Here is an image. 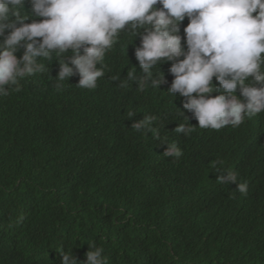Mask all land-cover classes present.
I'll list each match as a JSON object with an SVG mask.
<instances>
[{"label": "trees", "instance_id": "1", "mask_svg": "<svg viewBox=\"0 0 264 264\" xmlns=\"http://www.w3.org/2000/svg\"><path fill=\"white\" fill-rule=\"evenodd\" d=\"M131 41L121 33L94 89L78 87V74L58 81L54 53L19 92L0 96V264H61L60 252L72 251L83 262L89 244L107 264H264V112L238 127L198 128L184 98L167 93L172 62L152 70L167 81L159 89L120 88L128 72L143 75L140 34ZM145 115L158 117L154 127L181 158L132 128ZM178 124L197 128L186 136ZM217 159L247 182L246 195L216 181Z\"/></svg>", "mask_w": 264, "mask_h": 264}, {"label": "clouds", "instance_id": "2", "mask_svg": "<svg viewBox=\"0 0 264 264\" xmlns=\"http://www.w3.org/2000/svg\"><path fill=\"white\" fill-rule=\"evenodd\" d=\"M26 3L31 4V16ZM186 17L182 44L180 24ZM122 32L131 34L129 44L140 34L135 57L143 75L128 72L126 80H119L120 88L133 81L139 91L159 89L167 81L163 72L154 76L152 70L172 62L168 71L174 79L167 93L184 98L183 108L198 120V128L238 127L246 117L264 112V0H0V96L19 92L21 79L43 72L40 61L52 60L54 53L58 81L78 74V87L96 88L104 76L105 55ZM21 45L24 51L18 58ZM213 77L221 87L213 84ZM56 88L60 91L62 85ZM157 119L145 115L132 128L167 144L163 156L178 160L183 151L161 138L154 127ZM196 128L178 124L174 131L187 136ZM224 163L210 161L209 168L220 173L216 181L235 184L236 191L246 195L247 182H239ZM89 246L86 261H78L73 251L60 252L61 264H107L103 248Z\"/></svg>", "mask_w": 264, "mask_h": 264}, {"label": "bare ground", "instance_id": "3", "mask_svg": "<svg viewBox=\"0 0 264 264\" xmlns=\"http://www.w3.org/2000/svg\"><path fill=\"white\" fill-rule=\"evenodd\" d=\"M29 14V13H28ZM29 23V22H28ZM116 263H117V261H116ZM118 264V263H117Z\"/></svg>", "mask_w": 264, "mask_h": 264}]
</instances>
